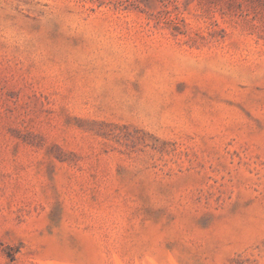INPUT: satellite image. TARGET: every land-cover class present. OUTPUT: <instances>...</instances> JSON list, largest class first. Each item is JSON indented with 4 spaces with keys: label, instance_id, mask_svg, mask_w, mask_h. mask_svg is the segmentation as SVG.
Returning <instances> with one entry per match:
<instances>
[{
    "label": "rangeland",
    "instance_id": "1",
    "mask_svg": "<svg viewBox=\"0 0 264 264\" xmlns=\"http://www.w3.org/2000/svg\"><path fill=\"white\" fill-rule=\"evenodd\" d=\"M0 264H264V0H0Z\"/></svg>",
    "mask_w": 264,
    "mask_h": 264
}]
</instances>
